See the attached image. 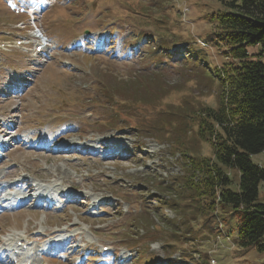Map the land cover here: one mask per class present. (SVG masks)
<instances>
[{
  "label": "rangeland",
  "instance_id": "rangeland-1",
  "mask_svg": "<svg viewBox=\"0 0 264 264\" xmlns=\"http://www.w3.org/2000/svg\"><path fill=\"white\" fill-rule=\"evenodd\" d=\"M25 1V7L41 3L29 21L16 14V0H0V128L23 141L37 134L43 139L69 120L76 126L62 130L63 143L100 153L109 146L117 156L34 152L36 145L19 142L0 161V186L7 179H26L21 173H27L54 191L63 185L75 200L45 210L31 199L19 210L1 213L0 241L16 244L25 238L34 245L40 234V244L57 237L68 256L63 264H99L93 258L101 246L110 249L109 264H264V252L234 242L235 220L228 209L218 206L210 217L201 209L205 198L182 186L189 176L184 161L213 158L196 126L187 124L189 135L183 131L190 121L183 114L217 107L216 82L190 65L155 57L161 53L158 42L173 50L185 43L207 50V66L222 62L218 49L206 43L218 0ZM100 32L107 33L97 39ZM32 35L51 40H31ZM75 38L85 47L65 50ZM107 45L108 54L84 51ZM14 79L24 89L8 95ZM112 91L122 93L125 102ZM6 120L13 129L5 128ZM173 125L179 126L175 137ZM251 160L264 166V151ZM224 171L237 191L238 170ZM258 201L264 202V183Z\"/></svg>",
  "mask_w": 264,
  "mask_h": 264
},
{
  "label": "trees",
  "instance_id": "trees-1",
  "mask_svg": "<svg viewBox=\"0 0 264 264\" xmlns=\"http://www.w3.org/2000/svg\"><path fill=\"white\" fill-rule=\"evenodd\" d=\"M218 2L220 9L212 14L213 29L206 43L218 49L222 62L207 66V50L190 45L186 48L185 43L175 44L173 50L158 42L161 53L155 57L190 65L216 82L217 107L200 106L188 116L182 113L190 119L184 121L183 131L189 135L192 129L187 124L196 126V136L213 149V158L184 161L189 176L182 186L205 198L201 209L210 217L218 212V206L222 212L229 210V219L235 220L230 234L236 245L264 252V202L258 201L264 166L251 160L252 155L264 151V0ZM121 95L115 94L124 103ZM174 127L179 126L170 129L175 137ZM177 143L176 139L173 144ZM183 154L187 157L188 153ZM225 167L238 170L237 191L230 188L233 180Z\"/></svg>",
  "mask_w": 264,
  "mask_h": 264
},
{
  "label": "bare ground",
  "instance_id": "bare-ground-1",
  "mask_svg": "<svg viewBox=\"0 0 264 264\" xmlns=\"http://www.w3.org/2000/svg\"><path fill=\"white\" fill-rule=\"evenodd\" d=\"M15 80V79H14ZM19 80L18 79H16L15 80V82H18ZM63 130V129H62ZM99 146H102V145H100V144H98ZM108 148H110L111 149V147H109V146H107ZM88 148V147H87ZM98 151H99V149H98ZM107 151V150H106ZM67 152H70V151H67ZM86 153H89V151H86ZM99 153H100V151H99ZM107 153H112V154H115L116 155V153L115 152H107ZM33 155V154H32ZM33 156H35V155H33ZM107 156V158L109 159L110 158V156H111V154H108V155H106ZM117 156V155H116ZM123 156H126V155H123ZM45 160V159H44ZM46 161V160H45ZM17 186V185H16ZM34 191V188L32 187V186H30L29 184H28V186L24 189V192H20L19 193V196L21 197V196H23V198L25 199V198H27L29 195H31L32 194V192ZM56 191V190H55ZM32 196V195H31ZM31 198V197H30ZM43 235H38L37 237L38 238H41ZM39 247H36V249H38ZM35 260L34 259H32L31 260V264H37V263H35L34 262ZM18 264H19V262H17ZM23 263H27L26 261H24Z\"/></svg>",
  "mask_w": 264,
  "mask_h": 264
}]
</instances>
